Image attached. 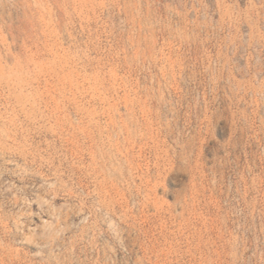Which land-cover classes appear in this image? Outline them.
<instances>
[{
    "label": "rangeland",
    "instance_id": "374dc122",
    "mask_svg": "<svg viewBox=\"0 0 264 264\" xmlns=\"http://www.w3.org/2000/svg\"><path fill=\"white\" fill-rule=\"evenodd\" d=\"M0 264H264V0H0Z\"/></svg>",
    "mask_w": 264,
    "mask_h": 264
},
{
    "label": "bare ground",
    "instance_id": "6f19581e",
    "mask_svg": "<svg viewBox=\"0 0 264 264\" xmlns=\"http://www.w3.org/2000/svg\"><path fill=\"white\" fill-rule=\"evenodd\" d=\"M44 227H47L48 229H50L51 228V222H49V221H46V224L45 225H43ZM52 229V228H51ZM33 234H34V232H33ZM33 234H29V235H27V234H25L24 236L26 237V239L28 240L29 238H31V236L33 235Z\"/></svg>",
    "mask_w": 264,
    "mask_h": 264
}]
</instances>
